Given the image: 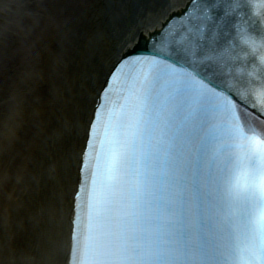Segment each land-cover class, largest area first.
<instances>
[{
    "label": "bare ground",
    "instance_id": "bare-ground-1",
    "mask_svg": "<svg viewBox=\"0 0 264 264\" xmlns=\"http://www.w3.org/2000/svg\"><path fill=\"white\" fill-rule=\"evenodd\" d=\"M187 0L0 4V264H66L77 163L116 60Z\"/></svg>",
    "mask_w": 264,
    "mask_h": 264
}]
</instances>
